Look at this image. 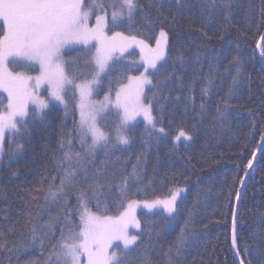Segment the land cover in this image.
Returning <instances> with one entry per match:
<instances>
[{
	"label": "trees",
	"instance_id": "1",
	"mask_svg": "<svg viewBox=\"0 0 264 264\" xmlns=\"http://www.w3.org/2000/svg\"><path fill=\"white\" fill-rule=\"evenodd\" d=\"M225 2L231 4L228 20L220 0L213 7L209 0H141L131 24L113 27L109 20L107 35L135 36L149 48L161 29L168 34L164 58L155 68L139 62L141 54L151 53L133 49L110 62L94 88L93 99L104 103L118 92L123 99L135 77L151 81L143 84L139 102L150 106L156 128L137 114L127 126L129 144L115 141L123 114L116 105L104 107L98 121L109 135L107 145L89 151V137L81 144L76 89L67 92L69 105L53 102L18 119L26 131L7 133L0 157V264H53L61 230L67 235L69 221L80 222L82 196L89 211L116 218L133 201L136 209L173 195L174 212H135L132 235L138 239L124 264H167L164 252L182 228L186 243L174 258L178 264H237L231 250L235 201L264 136V67L256 52L264 33V0ZM63 60L75 84L95 76L92 47L66 51ZM160 127L166 134L157 131ZM181 129L191 139L176 140ZM62 138L71 140L63 149ZM63 152L82 167L73 185L56 200H46L53 176L59 186L63 173L56 162ZM236 250L244 264H264V147L239 200Z\"/></svg>",
	"mask_w": 264,
	"mask_h": 264
},
{
	"label": "snow or ice",
	"instance_id": "2",
	"mask_svg": "<svg viewBox=\"0 0 264 264\" xmlns=\"http://www.w3.org/2000/svg\"><path fill=\"white\" fill-rule=\"evenodd\" d=\"M179 2L180 0H177V3ZM220 2L224 4L225 20H228L231 15V4L226 3L225 0ZM209 4L210 7L215 6L216 0H209ZM138 9H142L141 0H0V21H2L0 28L3 29V34L0 36V89L8 94L7 109L0 112V152L3 151L6 132L20 134L26 131V125L17 117L23 118L27 115V104L33 98L30 81L34 79L37 86L42 82L48 83L51 87V96L64 103L62 93L65 91V85L72 84L73 80L65 73L61 49L69 43L87 44L90 40H96L99 44L95 55L97 67L91 81L75 85L80 90L81 96L79 135L81 144L86 142L85 138L89 134L91 135L89 151L97 146L107 145L109 135L97 126L93 110L85 112L87 107L85 98L91 92V85L98 82V77L104 71L111 51L117 48L123 50L126 46L124 42H135L141 45L142 51L148 47L143 40H137L135 36H124L121 32H114L111 37L105 35L104 30L109 20L113 27L125 21L131 24ZM92 17L95 18L94 26L89 23ZM261 39L264 40V36ZM167 44L168 34L161 29L156 47L148 49L151 55L145 58L149 67L155 68L157 61L164 58ZM261 55H264V50L261 51ZM33 64L39 65V75L36 77L26 75V71L9 70L10 66L32 70ZM133 79L136 81L134 88L126 92L123 99L121 93H117L116 107L123 109L120 122L115 128L117 144L130 143L127 126L141 112L152 127L156 128L150 106L139 102L143 84L151 81L146 77ZM233 82H236V77L233 78ZM105 99L107 100V97ZM36 102L41 110L48 106L43 100ZM157 131L166 134L163 127L158 128ZM180 137L191 139V136L182 129L175 139L179 140ZM65 142L71 144L70 139L65 141L62 138L61 149ZM16 149L22 150L23 144L17 142ZM75 155L79 157L80 154ZM56 163L63 174L59 176V186L54 185L57 177L51 178L53 183L49 184L46 200L48 198L56 200L66 185H73L78 167H82L79 159L75 162L76 166L73 165L69 152H63V159ZM84 171L86 174L87 170ZM175 199L176 196L173 195L171 200L165 202V209L169 213L175 211ZM135 203V201L129 203L128 210L113 218L89 211L82 196L79 202L80 222L72 226L69 221L67 235L64 234L63 229L61 230L60 242L54 245L53 255L56 259L53 264H82L81 257H86V264H124V258L133 251L130 246L135 245L138 239L136 235L129 236L127 233L128 224L134 222L131 210ZM146 206L152 205L146 204ZM135 226L139 227V223L137 222ZM113 240L123 241L124 248L119 255L115 251L112 253L108 251L112 247ZM35 241V229H33V243ZM185 243L184 228H182L175 241L164 252L167 264H178L174 258L182 255ZM233 247H236L235 236ZM240 264H244V261L241 260Z\"/></svg>",
	"mask_w": 264,
	"mask_h": 264
},
{
	"label": "rangeland",
	"instance_id": "3",
	"mask_svg": "<svg viewBox=\"0 0 264 264\" xmlns=\"http://www.w3.org/2000/svg\"><path fill=\"white\" fill-rule=\"evenodd\" d=\"M89 23H90L91 26H94L95 25V20H93V21L90 20ZM0 24L2 25V21H0ZM105 35L111 37L110 35H107L106 32H105ZM124 43L126 44V46L123 48V50L117 48L116 50L111 51L110 56H109V58H108V60L106 62L105 69H106L107 65L110 62H112L116 58H120L123 54L127 53L130 50H133V49L137 50L140 54L143 53V52H145V54H149L150 52H147V50L156 47V45L150 46V48L147 47V48H145L142 51L141 50V45H139V44H137L135 42H124ZM98 46H99V44H98V42L96 40H90L87 44L82 43V42H79V43L78 42H73V43L66 44L61 49V55H62V58H63V53L64 52L72 50V49H75L77 47H83V48L92 47L93 48L94 59H95L96 48ZM145 58H146L145 55L141 54V59L139 60V62H142V59L145 60ZM34 69H37V73L36 74H32L31 73V71H33ZM9 70L10 71H26V75H29V76H32V77H36L37 75H39V65L38 64H33L32 70H24V69H21V68L16 67V66H10ZM103 72L100 73V76L98 77V82L91 85V92L85 98V104L87 106L85 108V112L87 113L89 110H93V114L95 115L97 126H98L99 117H100L101 113L103 112L104 107L115 106L116 105V101H117V99H116L117 95H115V97H113V98L112 97H108L107 100H105L104 103H98L92 97L94 88L98 85V83L100 81V77L102 76ZM79 84H82V83H79ZM30 85H31L30 91L33 93V98L31 100H29V102L27 104V111L30 110V109L31 110H41L39 108L38 103L36 102L37 100H43V101H45V103H47V105L55 102V103H58L57 105H59L61 108H63V107H65V106H67V105H69L71 103V101L68 99L67 92L69 90L75 91V89H76L78 91L77 106H78V109L80 111L79 117L81 118V108H80L81 96H80V90L75 87L76 84L74 82L72 84L65 85V91L62 93V95L64 96V100H65L64 103H61L60 101L55 100L51 96V87H50V85L48 83L42 82V83H40L37 86L36 81L33 79L32 81H30ZM69 94H71V92ZM7 102H8V94L6 92H4L3 89H0V112H4L7 109ZM17 119H22V118L17 117ZM99 128L102 130L101 127H99ZM7 133L8 132H6V134ZM87 137H89L90 141L92 142L91 135L89 134ZM1 153L2 152H0V157H1ZM165 202H167V201H161V202H158V203H147V205H152V206L151 207H147L146 205H141V206L136 207V209L131 210L132 217H134V223L132 222V223L128 224V226H127L128 235L129 236L132 235V229L134 228V224H135V221H136L135 212L140 211V210L141 211H146V212H153V211H156V210L165 209ZM123 248H124V244H123L122 240H113L112 247L109 248L108 251H109V253H112V252L115 251L119 255L120 251ZM81 262H82V264H86V257H81Z\"/></svg>",
	"mask_w": 264,
	"mask_h": 264
},
{
	"label": "water",
	"instance_id": "4",
	"mask_svg": "<svg viewBox=\"0 0 264 264\" xmlns=\"http://www.w3.org/2000/svg\"><path fill=\"white\" fill-rule=\"evenodd\" d=\"M264 36V33L263 35ZM264 40H262L260 38L258 44H257V48H256V52H257V56H258V59L259 61L261 62L262 66L264 67V61H263V58H262V55H261V46H262V43H263ZM259 45V46H258ZM264 147V136L257 148V151L255 152L254 156H253V159L251 161V164L249 165L243 179H242V182L240 184V187H239V190H238V193H237V197H236V201H235V207H234V214H233V220H232V227H231V250H232V254L234 256V259L235 261L237 262V264H240V259L237 255V250H236V247L234 248L233 247V237L235 236V239H236V216H237V209H238V205H239V200H240V197H241V194H242V191H243V188H244V185L246 183V180L247 178L249 177V175L251 174L254 166H255V163L257 161V158L260 154V152L262 151Z\"/></svg>",
	"mask_w": 264,
	"mask_h": 264
}]
</instances>
